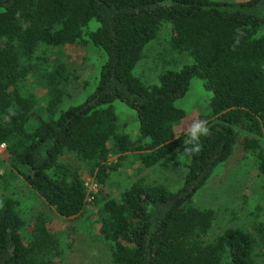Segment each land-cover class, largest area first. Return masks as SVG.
Instances as JSON below:
<instances>
[{
	"label": "trees",
	"instance_id": "16d2710c",
	"mask_svg": "<svg viewBox=\"0 0 264 264\" xmlns=\"http://www.w3.org/2000/svg\"><path fill=\"white\" fill-rule=\"evenodd\" d=\"M161 27L172 63L184 59L145 82L132 68ZM86 42L104 53L96 83L60 108L64 71L57 61L44 65L46 51ZM192 78L208 91V110L180 124L175 102ZM35 83L45 87L43 106ZM116 99L136 115L133 137L117 123ZM194 119L207 120L211 136L189 157L183 140ZM263 133L264 0H0V264H63L72 245L69 232L47 226L46 212L25 216L33 197L10 189L14 178L62 217L80 216L92 195L86 223H96L112 264H264L262 223L259 233L239 225L209 232L213 210L191 201L235 144L253 156L264 191ZM127 152L142 166L182 156L180 184L137 178L98 199Z\"/></svg>",
	"mask_w": 264,
	"mask_h": 264
},
{
	"label": "rangeland",
	"instance_id": "374dc122",
	"mask_svg": "<svg viewBox=\"0 0 264 264\" xmlns=\"http://www.w3.org/2000/svg\"><path fill=\"white\" fill-rule=\"evenodd\" d=\"M164 28L161 27L155 38L143 47L140 58L132 68V71L145 82L154 81L157 70L160 68L178 67L184 59L176 55L175 59L179 61L176 64L172 63L174 61L172 53L164 49V38L167 36ZM46 54L48 59L44 65L57 61L61 63L64 71V81L59 83L62 96L58 107L63 108L68 104L81 101L96 83L99 65L104 59L102 49L89 42L65 43L48 48ZM192 79L187 96L175 102L185 112L180 124L208 110V91L202 87L199 80ZM31 89L38 96V107L43 106L41 102L44 97L46 98L45 87L35 83ZM40 90L41 93L38 95ZM112 105L117 115V123L123 131L133 137L137 124L134 111L117 99L112 102ZM261 138L264 141V133ZM2 148L3 146L0 147V151ZM182 160L183 157L178 156L174 162L142 166L135 152H127L120 158L116 168L108 172L105 182L100 185L97 198L103 195H115L121 188L137 178H141L144 182L160 181L169 189H175L181 182ZM218 165L216 171L196 189L191 197L194 205L209 207L213 210L214 215L208 231H216L227 225H239L259 233L258 223H262L260 226L264 227V191L262 181L253 165V156L235 144L229 156ZM81 168L86 172L83 164ZM1 170L0 166V172ZM85 183L92 190L98 187L93 176L86 175ZM10 189L19 192L23 198L29 195L33 197L32 201L24 200L25 216L35 210H42L52 216L47 226L56 225L62 231L69 232L72 245L65 251L63 264H112L107 244L95 237L96 223H86L87 214L91 210L94 211V204L90 201L92 195L87 198V209H84L80 216L71 218L56 215L53 207L43 203L41 198L35 192L32 193L19 178L11 181ZM70 225L72 228H68Z\"/></svg>",
	"mask_w": 264,
	"mask_h": 264
},
{
	"label": "clouds",
	"instance_id": "9594fccd",
	"mask_svg": "<svg viewBox=\"0 0 264 264\" xmlns=\"http://www.w3.org/2000/svg\"><path fill=\"white\" fill-rule=\"evenodd\" d=\"M238 43V41H237ZM185 139L183 140L186 156H194L202 150V137L211 136L207 120L194 119L185 126Z\"/></svg>",
	"mask_w": 264,
	"mask_h": 264
},
{
	"label": "built area",
	"instance_id": "2783aa9c",
	"mask_svg": "<svg viewBox=\"0 0 264 264\" xmlns=\"http://www.w3.org/2000/svg\"><path fill=\"white\" fill-rule=\"evenodd\" d=\"M2 146H4V143L3 142L0 143V147H2Z\"/></svg>",
	"mask_w": 264,
	"mask_h": 264
}]
</instances>
